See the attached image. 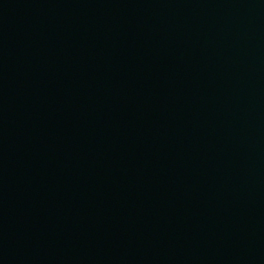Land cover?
<instances>
[{
	"label": "water",
	"instance_id": "water-1",
	"mask_svg": "<svg viewBox=\"0 0 264 264\" xmlns=\"http://www.w3.org/2000/svg\"><path fill=\"white\" fill-rule=\"evenodd\" d=\"M0 264H264V0H0Z\"/></svg>",
	"mask_w": 264,
	"mask_h": 264
}]
</instances>
